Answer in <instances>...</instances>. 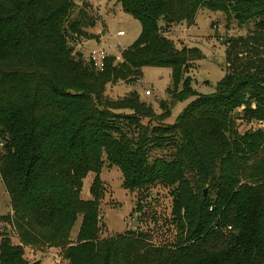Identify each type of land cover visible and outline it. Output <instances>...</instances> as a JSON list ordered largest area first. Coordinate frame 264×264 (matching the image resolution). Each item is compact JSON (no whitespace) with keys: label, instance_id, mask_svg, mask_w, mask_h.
Listing matches in <instances>:
<instances>
[{"label":"trees","instance_id":"16d2710c","mask_svg":"<svg viewBox=\"0 0 264 264\" xmlns=\"http://www.w3.org/2000/svg\"><path fill=\"white\" fill-rule=\"evenodd\" d=\"M78 1L0 0V175L13 212L0 217V264H30L28 251L45 249L64 264H264V0H117L142 31L103 71L77 51L96 38L90 5ZM202 11L255 27L225 41V76L211 95L186 77L201 50L168 36ZM145 68L171 70V104L162 101L159 114L136 90L106 95L140 83ZM189 98L176 124L144 125L168 120ZM254 123L262 127L241 131ZM106 162L127 191L168 190L172 241L155 245L137 232L101 239Z\"/></svg>","mask_w":264,"mask_h":264},{"label":"rangeland","instance_id":"374dc122","mask_svg":"<svg viewBox=\"0 0 264 264\" xmlns=\"http://www.w3.org/2000/svg\"><path fill=\"white\" fill-rule=\"evenodd\" d=\"M84 2L90 5L89 12L96 19L95 26L90 29V33L96 38L82 40L77 46V51L82 52L86 59H90L92 51L102 49L109 57H115L120 61L122 52L139 38L142 31L140 22L125 13L117 0L78 1L80 5ZM229 22L223 13L213 14L202 11L192 27L181 25L168 34L180 47L183 45L201 50L203 60L191 67L186 76L192 79V89L199 94H213L215 87L225 76L227 63L225 41L241 36L247 37L255 30L253 22L243 27L236 21ZM120 32H124L125 35L119 36ZM143 72L144 77L140 83L132 87L129 84L128 86L126 84L111 85L106 95L111 99H120L128 95L131 90H136L141 101L153 104L159 114L161 111L158 106L162 101L171 104L172 99L168 94L169 87L172 88L171 70L145 68ZM146 91H150L151 96H146ZM192 101L193 99L189 98L178 103L168 120H143V123L144 125H174ZM242 111L243 109L238 112L240 117ZM258 127L262 125L246 124L241 127V131L245 132ZM4 153L5 149L0 137V156ZM164 153L166 152L159 151L158 154ZM95 176L91 173L84 181L81 193L84 201L92 200L91 187ZM100 179L102 198L98 211V229H101V239L106 240L124 234L132 235L137 232L138 235L141 233L140 237L151 236L155 245L173 240L176 232L163 220L164 217L168 219L172 211V197L168 190L158 188L147 196L138 191H127L123 187L124 177L121 171L116 167H110L107 162L101 171ZM205 191H207L206 195ZM203 192L206 197L208 188H205ZM139 204L143 206V214L138 212ZM11 212L10 198L0 175V217H6ZM155 217L158 218L159 223L154 221ZM80 221L72 232L73 242L76 241ZM1 224L0 229H3ZM27 258L30 264H60L62 262L61 253L49 249H45L44 252L29 250Z\"/></svg>","mask_w":264,"mask_h":264},{"label":"built area","instance_id":"2783aa9c","mask_svg":"<svg viewBox=\"0 0 264 264\" xmlns=\"http://www.w3.org/2000/svg\"><path fill=\"white\" fill-rule=\"evenodd\" d=\"M119 36H124V32H120L118 34ZM109 56L105 53L102 49H97L91 52L90 59L93 62L94 66L100 70L103 71L105 68V61ZM146 96H151L150 91H146ZM6 228V227H5Z\"/></svg>","mask_w":264,"mask_h":264},{"label":"water","instance_id":"95a60500","mask_svg":"<svg viewBox=\"0 0 264 264\" xmlns=\"http://www.w3.org/2000/svg\"><path fill=\"white\" fill-rule=\"evenodd\" d=\"M238 117H240V115H239V114H238ZM206 192H207V191H205V195H206ZM139 235H141V233H140ZM35 264H39V263H35Z\"/></svg>","mask_w":264,"mask_h":264}]
</instances>
